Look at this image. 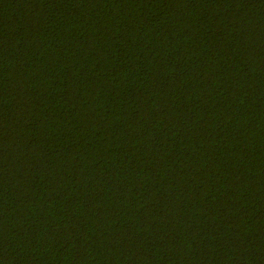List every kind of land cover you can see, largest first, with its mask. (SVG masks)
<instances>
[{"label": "trees", "instance_id": "obj_1", "mask_svg": "<svg viewBox=\"0 0 264 264\" xmlns=\"http://www.w3.org/2000/svg\"><path fill=\"white\" fill-rule=\"evenodd\" d=\"M0 264H264V0H0Z\"/></svg>", "mask_w": 264, "mask_h": 264}]
</instances>
